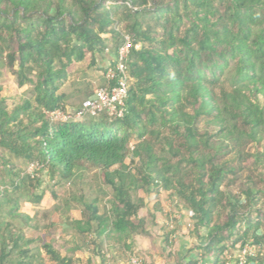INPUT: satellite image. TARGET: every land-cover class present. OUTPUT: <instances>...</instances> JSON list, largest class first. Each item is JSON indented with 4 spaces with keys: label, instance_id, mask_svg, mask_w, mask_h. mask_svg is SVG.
<instances>
[{
    "label": "trees",
    "instance_id": "1",
    "mask_svg": "<svg viewBox=\"0 0 264 264\" xmlns=\"http://www.w3.org/2000/svg\"><path fill=\"white\" fill-rule=\"evenodd\" d=\"M125 36L138 49L127 61L124 117L51 122L46 113L92 96L73 108L60 92L77 64L99 69L107 86L102 60ZM6 69L33 88L16 103L0 96V173L13 177L0 180V264H108L107 255L129 264L147 233L142 211L161 192L191 213L184 264H229L226 254L245 245L256 248L245 264H264V0H0ZM17 160L69 185L98 171L106 206L72 189L60 218L81 248L25 235L41 225L20 201L39 205L44 195L38 178L13 173ZM171 233L164 226L168 247Z\"/></svg>",
    "mask_w": 264,
    "mask_h": 264
},
{
    "label": "rangeland",
    "instance_id": "2",
    "mask_svg": "<svg viewBox=\"0 0 264 264\" xmlns=\"http://www.w3.org/2000/svg\"><path fill=\"white\" fill-rule=\"evenodd\" d=\"M108 4L111 6L120 5V3L113 1L108 2ZM102 63L103 66H107L105 58H103ZM102 84L103 74L99 69H88L85 64H77L71 72L69 81L60 92L68 96L67 104L74 108L80 104L87 92ZM0 87V96L5 98L8 104L16 103L20 99L30 98L32 96L33 85L27 84L19 87L15 77L7 69L0 73ZM9 168L11 169V167ZM13 173L15 175L19 174L22 177L33 176L38 178L40 183L38 192H42L44 195L43 201L39 205L29 203L25 199H21L20 201L19 212L28 214L41 225V228L37 231L25 230V235L29 238L38 239L39 242L36 246H39L41 243H50L63 252H70L77 246L81 248L80 244L78 245L76 232L66 227L60 218L62 214H64L65 201L69 198L70 194H72V189L76 190L77 188H81L85 197L101 198L100 207L106 206V200H108V198H102V192L106 195H110L111 191L108 187L102 186L100 183L98 171L93 168L83 170L75 181L70 182V185L61 181L59 176L51 179L46 172H41L38 169L31 170L30 165H26L18 160L14 162ZM12 179L13 177L11 175L5 172L0 173V180L3 183L9 184ZM27 186L28 183L26 181L24 188H27ZM51 195H54V198L51 197ZM71 205L73 207L69 215L77 220L80 217V208L78 204L74 202H71ZM176 206L178 207V214L172 211L173 207ZM153 207H156L162 212L161 216L164 218V221H166L169 216L172 220L175 219L179 213L187 214L190 219L189 215H191V213L183 203L178 201L173 203L166 195H160L156 198L151 197L147 201L146 208L142 211V215L147 220L148 228L153 227L154 224L153 219H155V217H153ZM75 255L83 260L86 254L79 252Z\"/></svg>",
    "mask_w": 264,
    "mask_h": 264
},
{
    "label": "built area",
    "instance_id": "3",
    "mask_svg": "<svg viewBox=\"0 0 264 264\" xmlns=\"http://www.w3.org/2000/svg\"><path fill=\"white\" fill-rule=\"evenodd\" d=\"M138 47H133L130 37L125 36L121 46L117 50L116 56L107 64L105 79L107 86L95 87L92 91V96L85 99L80 107L69 110L67 112L57 109L46 113L50 121L70 122L79 121L84 116L96 117L101 113H106L116 118H123L126 114V100L128 97L129 82L131 81L128 70L127 61L131 50ZM108 53V50H105ZM31 170H35L34 165H30ZM176 202V201H175ZM174 202V203H175ZM174 221L169 216L166 222L168 231L174 230ZM191 224L188 225L190 228ZM256 254V248L251 245H245L238 251L234 258L230 254H226L229 264H245L247 259L253 258ZM110 262V256L107 255ZM129 264H144L141 256H131Z\"/></svg>",
    "mask_w": 264,
    "mask_h": 264
},
{
    "label": "crops",
    "instance_id": "4",
    "mask_svg": "<svg viewBox=\"0 0 264 264\" xmlns=\"http://www.w3.org/2000/svg\"><path fill=\"white\" fill-rule=\"evenodd\" d=\"M104 58L106 64H108L110 59L109 56L105 54ZM160 195L165 196L166 194L161 192ZM174 202L175 201H173V203ZM172 211L178 214L175 207H173ZM153 213L155 216L153 227H147V233L144 236L134 239L135 248L141 254L144 264H184L185 260L191 257L189 250L195 242V240L189 236L188 225L191 224V222L187 214L179 213L175 218V231L173 230V233L168 236V247L164 244L163 236V230L167 220L164 221L160 213ZM189 217H191V215H189ZM110 260L111 264H128L126 261L120 262L113 258H110ZM200 264H210V262L209 260H205Z\"/></svg>",
    "mask_w": 264,
    "mask_h": 264
}]
</instances>
